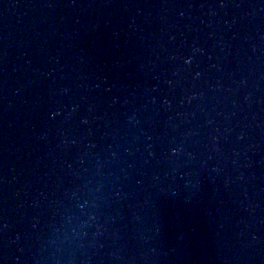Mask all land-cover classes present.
I'll return each instance as SVG.
<instances>
[{
  "label": "water",
  "instance_id": "95a60500",
  "mask_svg": "<svg viewBox=\"0 0 264 264\" xmlns=\"http://www.w3.org/2000/svg\"><path fill=\"white\" fill-rule=\"evenodd\" d=\"M0 264H264V0H0Z\"/></svg>",
  "mask_w": 264,
  "mask_h": 264
}]
</instances>
